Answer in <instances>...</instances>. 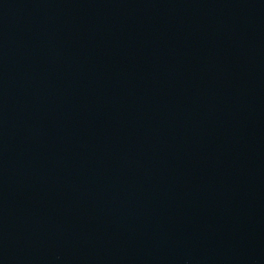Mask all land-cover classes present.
Wrapping results in <instances>:
<instances>
[{"label":"water","instance_id":"obj_1","mask_svg":"<svg viewBox=\"0 0 264 264\" xmlns=\"http://www.w3.org/2000/svg\"><path fill=\"white\" fill-rule=\"evenodd\" d=\"M0 264H264V0H0Z\"/></svg>","mask_w":264,"mask_h":264}]
</instances>
